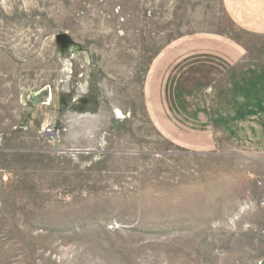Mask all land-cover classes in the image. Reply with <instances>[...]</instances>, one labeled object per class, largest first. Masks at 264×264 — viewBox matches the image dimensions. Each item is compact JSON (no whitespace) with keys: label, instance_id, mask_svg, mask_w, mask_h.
Segmentation results:
<instances>
[{"label":"rangeland","instance_id":"1","mask_svg":"<svg viewBox=\"0 0 264 264\" xmlns=\"http://www.w3.org/2000/svg\"><path fill=\"white\" fill-rule=\"evenodd\" d=\"M241 89L264 36L221 0H0V264L264 261V112H191Z\"/></svg>","mask_w":264,"mask_h":264},{"label":"crops","instance_id":"2","mask_svg":"<svg viewBox=\"0 0 264 264\" xmlns=\"http://www.w3.org/2000/svg\"><path fill=\"white\" fill-rule=\"evenodd\" d=\"M221 2L224 14L234 29L251 36H264V0H221ZM222 45L226 46L227 44L223 43ZM229 61L230 59L228 57L219 56L217 57L216 63L227 68H224L223 70L224 72H227L231 69L229 68V65H231ZM250 91L251 92H248L247 89H241L238 92L225 90L223 92H219L218 94L215 93L216 99H214L213 101L209 99V101L206 103V110L200 108L199 103H197V105H192L191 112L192 114H195V127L198 130L206 129L209 127L215 129V127H217V125H219L220 123H225L226 121L231 119L234 120L236 118V113H238L239 115L243 114L242 118L243 120H245L246 114L248 112L253 114L252 116L259 112H264L263 103L260 104L262 110L259 109V105L258 108H256L257 105L248 106V100L246 98L253 97V92L252 90ZM225 93H228L226 99H223L221 102H219L217 98H224ZM234 97H238L239 99H233ZM242 97H244V101ZM260 100H256L255 102H262V100ZM212 103H214V106L212 105ZM251 103L253 102L251 101ZM213 107H216V109L214 110ZM211 109L215 111L214 116L209 115ZM231 112L234 113V115H231ZM250 118L254 119L256 117ZM260 264H264V261L260 262Z\"/></svg>","mask_w":264,"mask_h":264},{"label":"bare ground","instance_id":"3","mask_svg":"<svg viewBox=\"0 0 264 264\" xmlns=\"http://www.w3.org/2000/svg\"><path fill=\"white\" fill-rule=\"evenodd\" d=\"M44 98H45L44 91H41L39 93H33L29 96V103L35 107H39L46 104Z\"/></svg>","mask_w":264,"mask_h":264},{"label":"built area","instance_id":"4","mask_svg":"<svg viewBox=\"0 0 264 264\" xmlns=\"http://www.w3.org/2000/svg\"><path fill=\"white\" fill-rule=\"evenodd\" d=\"M49 100H50V95H48V97H47V99H46V103H48ZM107 229H108V230H113L114 227L111 225V226H109ZM258 264H260V262H259Z\"/></svg>","mask_w":264,"mask_h":264},{"label":"water","instance_id":"5","mask_svg":"<svg viewBox=\"0 0 264 264\" xmlns=\"http://www.w3.org/2000/svg\"><path fill=\"white\" fill-rule=\"evenodd\" d=\"M44 95H45V94H44ZM44 99H45V101H46V99H47V96H46V95H45V98H44Z\"/></svg>","mask_w":264,"mask_h":264}]
</instances>
